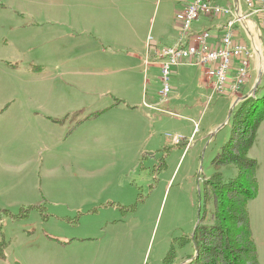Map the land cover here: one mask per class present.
<instances>
[{
    "label": "rangeland",
    "instance_id": "374dc122",
    "mask_svg": "<svg viewBox=\"0 0 264 264\" xmlns=\"http://www.w3.org/2000/svg\"><path fill=\"white\" fill-rule=\"evenodd\" d=\"M181 4L0 0V264H163L169 252L173 264H193L205 181L238 174L213 164L231 136L230 112L264 95V30L253 23L247 35L237 22L255 52L236 95L203 87L201 66L187 64L170 75L178 91L164 102L160 72L118 52L133 36L148 47L166 36ZM151 97L159 103L145 107ZM249 157L264 264V120Z\"/></svg>",
    "mask_w": 264,
    "mask_h": 264
},
{
    "label": "trees",
    "instance_id": "16d2710c",
    "mask_svg": "<svg viewBox=\"0 0 264 264\" xmlns=\"http://www.w3.org/2000/svg\"><path fill=\"white\" fill-rule=\"evenodd\" d=\"M257 101L260 103L249 97L231 114L230 139L213 164L215 167L235 164L238 174L224 181L215 172L205 181L203 212L193 237L197 252L193 264H260L248 209L259 191L258 162L249 157L264 120V95ZM5 245L0 249L1 257ZM173 262L174 253L169 252L163 264Z\"/></svg>",
    "mask_w": 264,
    "mask_h": 264
},
{
    "label": "built area",
    "instance_id": "2783aa9c",
    "mask_svg": "<svg viewBox=\"0 0 264 264\" xmlns=\"http://www.w3.org/2000/svg\"><path fill=\"white\" fill-rule=\"evenodd\" d=\"M218 1L189 0L186 8L177 13L181 36L174 45L165 47L160 53L162 88L159 94L163 99L169 97L172 91L170 75L173 69L184 62L205 66L206 73L215 79L214 92L236 95L249 78L253 51L245 43L235 41L234 27L237 22L244 23L255 16L264 30V0H244L248 11L244 14L239 13L238 6L233 9ZM202 16L228 18L219 43L213 44L210 30L189 35L193 23Z\"/></svg>",
    "mask_w": 264,
    "mask_h": 264
},
{
    "label": "crops",
    "instance_id": "0c3cea01",
    "mask_svg": "<svg viewBox=\"0 0 264 264\" xmlns=\"http://www.w3.org/2000/svg\"><path fill=\"white\" fill-rule=\"evenodd\" d=\"M177 1L182 2V4H181V6H176L175 5L172 8V10H170L173 13L172 16L176 15L175 12L179 13L180 11L184 10L186 8V6L188 5V2H189V0H176V2ZM231 1L235 5L234 9H236V7L238 6V3L236 2V0H231ZM218 2L221 3L222 5L230 6V0H219ZM8 7L11 8V6H8ZM231 7H232V4H231ZM240 10L243 13H247L248 12L246 5L245 4L241 5V3H240V7H239V11ZM167 12H169V10ZM253 17H255V16H251L249 18V21H247L249 23V26L245 25L244 23L241 22V26L245 30V32H246L245 34H247V35H248V32L249 33L251 32L250 28H252L253 23L254 24L255 23L256 24L259 23V18L257 17V21H255V20H253ZM227 19L228 18L225 17V16H221V17H218V16H202L198 21H195L193 23V26L191 28V31L189 32V35L197 34V33L201 32L203 30H210L211 33H212L213 44L219 43L220 39H221V36L224 34V31H225L224 30V25L226 24ZM135 20H136V18H135ZM166 28H167L166 30L168 31L166 33V36H164L163 38H159L154 43H150L149 47L145 43L144 44L135 43L134 41H135L136 37L133 36V41L130 44L126 43L127 44V48H125V47L122 48V50H120V52H118V54L120 55V53H124L123 55L125 57H131V58L143 61L144 65H146L148 69H152L153 72H160V67H161L160 53H161V51L165 47L174 45L178 41L180 36H181V25H180V23L178 21H174L173 20L172 24L167 26ZM133 29H137V27H134ZM240 30H241L240 26H238L236 24L235 27H234L235 41L244 43L243 41H241L239 39ZM134 32H136V30ZM136 35L137 34H135V36ZM134 43H135L136 47L133 46ZM252 51L255 52V50H253V49H252ZM73 54L75 56L77 55V57L78 56H84V55L92 57V56L96 55L94 53H92V54L91 53H73ZM55 56H59V55H55ZM60 56H62V55H60ZM187 64L193 65V64L188 63V62H184V63L180 64L179 66H177V67H175L173 69L172 76H177L179 74L178 67H180L182 65L184 66V65H187ZM197 66H201V65H197ZM200 69H201V74H200V77H199V78H201L200 84L203 87H206L208 89L210 88V90L213 89V92H214V88L213 87H214L215 79H213L212 77H210L206 73V67L205 66H201ZM255 84H253L252 87H250V88L252 89L255 86ZM146 86L147 85H145L144 87H146ZM174 91H178V88H176V87L173 88L172 87L171 93H173ZM249 92H251V90ZM159 93H160V91L157 92V94H156L157 98L160 97ZM225 96H227V95H225ZM227 97L229 98L230 96H227ZM151 98H152V100L149 103L144 101L143 105L145 107L154 108L159 103L158 101L156 102L154 100V97H151ZM165 100L166 101H164V102H170L171 99L167 98ZM162 102H163V100H162ZM122 103H118V105H121ZM233 103H234V101H233ZM141 105L142 104H140L139 106H133V108H135V110H138L136 107L140 108ZM122 106L125 107V108L129 107L125 103ZM144 115L146 117L150 116V114L147 113V112L144 113ZM55 117H56L55 113H52V112L48 113L47 112V114H46V118H47L46 120H48V121L53 120V118H55Z\"/></svg>",
    "mask_w": 264,
    "mask_h": 264
},
{
    "label": "bare ground",
    "instance_id": "6f19581e",
    "mask_svg": "<svg viewBox=\"0 0 264 264\" xmlns=\"http://www.w3.org/2000/svg\"><path fill=\"white\" fill-rule=\"evenodd\" d=\"M244 24L249 26V23H248V22H245V21H244ZM250 29H251V28H250ZM248 30H249V29H248ZM251 32H252V31H251ZM251 32H250V33H251ZM255 44H256L257 49L260 51L261 48H260V46H259V43H258V42H257V43L255 42ZM259 58H260V57H259ZM260 59H261V58H260ZM263 65H264L263 63L260 64L261 69L263 68Z\"/></svg>",
    "mask_w": 264,
    "mask_h": 264
},
{
    "label": "water",
    "instance_id": "95a60500",
    "mask_svg": "<svg viewBox=\"0 0 264 264\" xmlns=\"http://www.w3.org/2000/svg\"><path fill=\"white\" fill-rule=\"evenodd\" d=\"M260 82V78L258 79V81L256 82V84H255V86H254V88L257 86V84ZM248 96H246V97H244L242 100H245L246 98H247ZM235 104H237V103H235ZM234 104V105H235ZM232 111H233V109H232ZM231 114H232V112H230ZM230 117H231V115H230ZM198 225V224H197ZM196 255H197V252H196V254H195V257H196ZM194 257V258H195Z\"/></svg>",
    "mask_w": 264,
    "mask_h": 264
}]
</instances>
